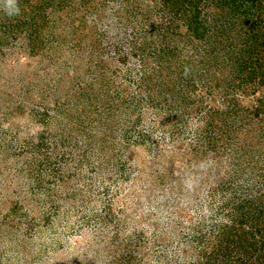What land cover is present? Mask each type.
Listing matches in <instances>:
<instances>
[{"label": "rangeland", "instance_id": "obj_1", "mask_svg": "<svg viewBox=\"0 0 264 264\" xmlns=\"http://www.w3.org/2000/svg\"><path fill=\"white\" fill-rule=\"evenodd\" d=\"M248 1L251 57L230 0H0V264H264Z\"/></svg>", "mask_w": 264, "mask_h": 264}, {"label": "trees", "instance_id": "obj_2", "mask_svg": "<svg viewBox=\"0 0 264 264\" xmlns=\"http://www.w3.org/2000/svg\"><path fill=\"white\" fill-rule=\"evenodd\" d=\"M229 1V0H228ZM245 2H244V4L245 3H247V0H244ZM252 1V0H251ZM261 1V3L263 2L264 3V1L263 0H260ZM234 2V4H232ZM250 2V0L248 1V3ZM257 2H259V0H257ZM254 3V2H253ZM229 4H231V9L230 10H232L233 12V19H232V22H231V19L230 18H227L229 21L228 22H230V23H232V25H233V29L231 30V31H233V33H230V31L228 30L229 29V27L231 26V24L229 25L228 24V26H226L225 28H223V34H224V38H226L227 37V39L228 38H230V37H232L234 40H242V41H244L246 44V46L244 47L245 49H244V51H245V53H246V55L248 56V57H251L253 54V52H252V50H250V47L248 46V45H250L251 43V38L253 37V33H252V31H254V29L255 28H253V27H251V25L250 24H248V23H246V22H244V21H246V20H244L242 17H238V15L237 14H235V13H238L239 12V10H240V6L241 5H243V2H242V0H230V2H229ZM233 6V7H232ZM264 8V7H263ZM182 10V8H180V11ZM237 10H238V12H237ZM194 11H196V13L195 14H193L192 15V17L189 19V27H188V32H187V36H189L190 38L189 39H191V40H189V41H193V39L194 40H202V35L203 36H205V34H207V33H209L211 30H212V28H207V27H205L204 26V24H203V21L204 20H201L200 18H202L201 17V13H202V11L199 9V8H195V10ZM243 14V13H242ZM198 16H199V19H198ZM239 20H242L241 22H239ZM238 21V22H237ZM221 25H222V23H221ZM248 25H250L249 27H248ZM220 26V25H219ZM216 27H217V25H216ZM221 27V26H220ZM248 31H250V35H252V36H250L249 35V32ZM186 33V32H185ZM184 33V34H185ZM240 33V35L241 36H239L238 34ZM181 35V34H180ZM182 36V35H181ZM252 46H256V44L254 43ZM258 46V45H257ZM249 47V48H248ZM251 55V56H250ZM230 59H231V57H230ZM238 59V62H240V63H242V64H239V65H242V66H240V68H238V70L239 71H243V67H249V66H247V64L245 63V62H243L241 59H239V58H237ZM237 61L236 60H234L233 61V63H236ZM237 64V63H236ZM239 67V66H238ZM243 68V69H242ZM250 213H252L251 214V219L250 220H252V224L253 225H260V220L261 219H259L260 218V216L261 215H259L258 216V214H259V211H251ZM258 218V219H257ZM249 220V221H250ZM249 221H247V222H249ZM230 229V228H229ZM252 232H253V230H252ZM245 233H247L246 231H245Z\"/></svg>", "mask_w": 264, "mask_h": 264}, {"label": "clouds", "instance_id": "obj_3", "mask_svg": "<svg viewBox=\"0 0 264 264\" xmlns=\"http://www.w3.org/2000/svg\"><path fill=\"white\" fill-rule=\"evenodd\" d=\"M6 3L10 14L12 12H19V9L16 7L17 0H6Z\"/></svg>", "mask_w": 264, "mask_h": 264}]
</instances>
